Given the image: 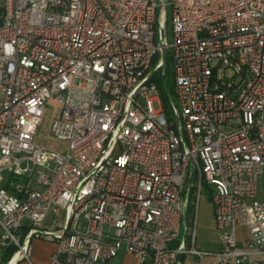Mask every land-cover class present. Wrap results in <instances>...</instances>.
Masks as SVG:
<instances>
[{"label":"built area","instance_id":"built-area-1","mask_svg":"<svg viewBox=\"0 0 264 264\" xmlns=\"http://www.w3.org/2000/svg\"><path fill=\"white\" fill-rule=\"evenodd\" d=\"M51 102L61 153L34 142ZM204 186L216 252L196 210L181 231ZM32 239L50 264H264V0H0V252Z\"/></svg>","mask_w":264,"mask_h":264},{"label":"rangeland","instance_id":"rangeland-1","mask_svg":"<svg viewBox=\"0 0 264 264\" xmlns=\"http://www.w3.org/2000/svg\"><path fill=\"white\" fill-rule=\"evenodd\" d=\"M159 38V35H158ZM166 41L168 44L171 43V36H170V15L168 16L167 21V28H166ZM168 66L166 68V77L165 81L170 85L171 83V76L169 72H171V64H170V52L168 51ZM169 102V98L164 99L162 101ZM172 100L174 97L172 96ZM175 101V100H174ZM156 106V105H155ZM57 107L54 102L49 103V109L45 112L43 117V122L41 127H39L37 134L35 136L34 142L37 145L44 147L47 150L55 151V152H64L66 149V144L54 139L50 134V126L52 120L57 116ZM184 192L186 191L187 184L184 185ZM202 193L199 200L196 202L194 197L191 195L189 197V209L187 210V226L191 227L192 225V218L194 214V210H196V225H195V233H196V240H195V248L199 251H215L218 250L219 247V237L218 231L216 229L215 223L212 218L213 214V206L211 202V193L209 190L204 186L202 188ZM183 222L181 226V231L183 230ZM123 251H120L119 255L117 256V264H119V260L122 258ZM183 264H192L190 261H186L185 259L182 260ZM209 260L205 258L199 264H208Z\"/></svg>","mask_w":264,"mask_h":264},{"label":"crops","instance_id":"crops-1","mask_svg":"<svg viewBox=\"0 0 264 264\" xmlns=\"http://www.w3.org/2000/svg\"><path fill=\"white\" fill-rule=\"evenodd\" d=\"M237 236L240 241V244L244 246V242L247 238V232L243 228H238ZM220 247V244H219ZM56 249V245L53 243L46 242L41 239H32L30 241V263L27 261H18L15 264H50L51 256ZM219 250V248H218ZM211 251V252H216ZM6 250L0 252V264H14L13 261L10 262L9 258H6ZM11 258V257H10ZM189 261L187 258H182V260ZM181 260V261H182ZM209 260V259H208ZM210 260L209 263L210 264ZM108 264H117V258ZM119 264H135V261L132 257L123 254L122 258L119 260ZM183 264V262H182Z\"/></svg>","mask_w":264,"mask_h":264},{"label":"trees","instance_id":"trees-1","mask_svg":"<svg viewBox=\"0 0 264 264\" xmlns=\"http://www.w3.org/2000/svg\"><path fill=\"white\" fill-rule=\"evenodd\" d=\"M168 66V58L165 64V76H164V80H160L161 83V90H162V98L167 99V94L171 93V84H172V79H171V83L170 85H168V83L165 81V77H166V68ZM170 76H171V72H169ZM15 248L14 247H10L8 249H6L5 253H6V258H9L12 256V254L14 253Z\"/></svg>","mask_w":264,"mask_h":264},{"label":"water","instance_id":"water-1","mask_svg":"<svg viewBox=\"0 0 264 264\" xmlns=\"http://www.w3.org/2000/svg\"><path fill=\"white\" fill-rule=\"evenodd\" d=\"M163 39H164V34H163V31H162L161 32V43L163 42ZM166 61H167L166 50H165L164 47H161V49H160V64H159V68H160L161 72H163V70L165 68ZM186 222H187V215L184 212L183 213V223H184L183 231H184V233H185V229H186Z\"/></svg>","mask_w":264,"mask_h":264}]
</instances>
